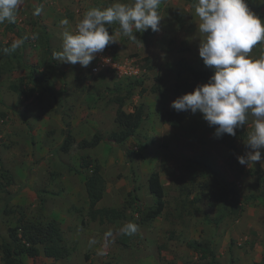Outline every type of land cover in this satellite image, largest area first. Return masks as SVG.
<instances>
[{
  "label": "rangeland",
  "instance_id": "obj_1",
  "mask_svg": "<svg viewBox=\"0 0 264 264\" xmlns=\"http://www.w3.org/2000/svg\"><path fill=\"white\" fill-rule=\"evenodd\" d=\"M115 2L22 0L15 22L0 24L2 50L23 41L15 52L0 57V107L12 105V112L0 111V243L10 242L11 230L20 232L26 221L54 220L68 257L55 260L41 252L35 259L24 257V264H261L264 202L253 198L260 194L264 179V149L261 162L253 166L237 160L248 151L245 140L252 130L251 117L248 126L236 129V136L215 138V128L202 114L177 112L170 106L182 96L178 85L187 93L188 84L207 83L195 84L189 74L190 68H208L198 52L202 36L195 0H162L160 31L134 33L136 42L119 32L118 22L108 26L117 42L107 51L114 58H136L144 71L141 85L125 100V109L141 107L145 120L121 145L108 138L117 130L116 99L126 96L128 82L104 72L94 75L90 65L85 68L53 58L61 50L64 30L75 31L90 8ZM246 3L264 22V0ZM36 8L42 9L39 15H34ZM64 18L67 26L60 24ZM262 50L264 42L249 55L258 57ZM169 113H174L176 125L164 121ZM68 133L74 143L66 153L61 145ZM96 133L102 142L83 149L81 142ZM83 156L98 161L105 179L104 197L96 208L116 209L124 214L122 219L101 223L95 217L85 188L91 171L80 167ZM200 164L209 165L237 190L244 208L240 218L230 216L215 224L226 210L203 195V184L212 176ZM153 171L160 174L166 207L159 217L147 220L156 204L148 188ZM132 191L142 212L137 204H129ZM21 193L29 197L15 203ZM128 222L138 225L133 236L120 234ZM192 242L210 247L215 257H200L188 247ZM1 257L0 251L3 264Z\"/></svg>",
  "mask_w": 264,
  "mask_h": 264
},
{
  "label": "clouds",
  "instance_id": "obj_2",
  "mask_svg": "<svg viewBox=\"0 0 264 264\" xmlns=\"http://www.w3.org/2000/svg\"><path fill=\"white\" fill-rule=\"evenodd\" d=\"M21 3L22 0H0V24L14 23ZM161 3L162 0H131L130 3L117 0L104 8H90L75 31L61 33L62 47L53 53V58L88 67L97 53L117 42L108 29L116 22L119 32L133 42L138 40L134 33L148 29L159 32ZM193 8L202 36L199 56L213 74L207 83L176 98L170 106L177 112L202 114L208 125L215 128V138L224 134L236 136V129L248 126L251 117L252 130L245 140L248 151L237 156V160L241 165L253 166L261 162L264 149V50L258 57L249 54L264 42V22L249 9L246 0H195ZM41 11L36 8L34 15ZM60 24L67 26L69 21L64 18ZM22 43V40L15 41L3 51L15 52ZM137 231L138 225L128 222L120 229V234L133 236Z\"/></svg>",
  "mask_w": 264,
  "mask_h": 264
},
{
  "label": "trees",
  "instance_id": "obj_3",
  "mask_svg": "<svg viewBox=\"0 0 264 264\" xmlns=\"http://www.w3.org/2000/svg\"><path fill=\"white\" fill-rule=\"evenodd\" d=\"M1 47L2 46H0V57L5 53ZM189 74L194 80V83L197 84L199 82H207L209 77L213 74V71L209 67L202 70L190 68ZM34 79H38L39 82L43 81L40 77H34ZM125 81L128 82L127 94L126 96H119L116 99L118 108L114 122L117 125V130L113 131L108 138L109 141L119 145L134 137L142 122L145 120L141 107L135 108L133 112H127L125 110V100L128 95L131 96L133 90L140 86L142 82L140 79ZM195 87L196 86L193 84L187 85V88L190 90L189 92H192ZM181 89L180 84L177 86L179 94H186ZM164 121L172 123L173 125L177 124V122H174L176 121L174 119V113L166 115ZM241 137H243V134H241ZM102 140V137L96 133L90 141L83 140L81 142V147L83 149L95 148L102 142ZM73 143L74 138L68 133L61 145V151L66 153L69 152ZM228 146L235 149L232 142H228ZM200 165L207 174L210 173V176H212L211 181L203 184V195H205L206 199L211 204L217 205L218 207L222 206L226 210L225 214H222L217 220H215V224L217 225L220 221L230 216L240 218L244 212V208L240 202L237 190L217 173L211 171V167L209 165ZM80 167L86 171H91L85 179V188L90 208L95 210V217L97 218L98 216L101 223L105 220L114 222L122 219L124 214L116 209L96 208L97 204L103 199L105 193V179L101 173V166L98 161L92 159L90 156H83L80 161ZM259 184L260 194L253 199H258L259 201L264 202V179H260ZM148 188L150 193L154 196L156 204L155 207L146 214L145 218L147 220H154L164 212L166 207L165 191L161 182L160 174L157 171H153L150 174L148 179ZM128 197L131 201L129 204H137V210L142 212L143 206L139 202L135 193L133 191L130 192ZM10 239V242L3 241L0 243V251L2 253L1 262L3 264H24V257L35 259L41 252L45 257L55 260L65 259L69 255V251L64 244L59 225L54 220L48 222L47 224L26 221L21 227L20 232L17 230H11ZM40 247L42 248V251H40ZM188 247L204 259L208 256H212L213 258L215 257L211 248L201 243L192 242L188 245ZM261 264H264V258Z\"/></svg>",
  "mask_w": 264,
  "mask_h": 264
},
{
  "label": "built area",
  "instance_id": "obj_4",
  "mask_svg": "<svg viewBox=\"0 0 264 264\" xmlns=\"http://www.w3.org/2000/svg\"><path fill=\"white\" fill-rule=\"evenodd\" d=\"M93 74L106 73L116 80H136L144 75L143 67L136 58H114L110 51L105 48L102 53H97L90 63ZM126 110V109H125ZM127 112H133L132 109Z\"/></svg>",
  "mask_w": 264,
  "mask_h": 264
},
{
  "label": "crops",
  "instance_id": "obj_5",
  "mask_svg": "<svg viewBox=\"0 0 264 264\" xmlns=\"http://www.w3.org/2000/svg\"><path fill=\"white\" fill-rule=\"evenodd\" d=\"M11 106H12L11 104H9V105H1V107L4 108L5 110H1L2 108L0 107L1 108L0 111L7 112V113L8 112H12V110L10 109V108H12ZM23 192H25V191L23 190ZM22 193L15 196V198H14V202L15 203H20L19 202L20 200H21V203L26 202V200L29 197V195L26 194V193L25 194H22ZM24 262H25V259H24Z\"/></svg>",
  "mask_w": 264,
  "mask_h": 264
}]
</instances>
